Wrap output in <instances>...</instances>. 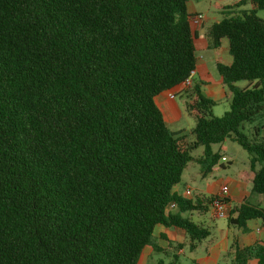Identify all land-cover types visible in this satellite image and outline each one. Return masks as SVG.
<instances>
[{
	"label": "trees",
	"instance_id": "1",
	"mask_svg": "<svg viewBox=\"0 0 264 264\" xmlns=\"http://www.w3.org/2000/svg\"><path fill=\"white\" fill-rule=\"evenodd\" d=\"M188 2L0 0V264H138L158 225L193 249L209 231L180 214L207 213L212 197L172 188L192 161L205 177L228 139L247 153L251 194L264 196L261 128L241 132L264 116V0H237L226 9H249L207 30L215 57L232 58L216 62L229 109L214 117L198 85L184 90L194 122L184 135L154 99L195 67ZM229 215L244 227L264 221V206ZM253 260L264 264V243L232 254Z\"/></svg>",
	"mask_w": 264,
	"mask_h": 264
},
{
	"label": "crops",
	"instance_id": "2",
	"mask_svg": "<svg viewBox=\"0 0 264 264\" xmlns=\"http://www.w3.org/2000/svg\"><path fill=\"white\" fill-rule=\"evenodd\" d=\"M236 1L237 0H189L188 2V11L192 17L196 15L203 16V20L199 25H190L196 58L194 67L195 74L192 78V86L198 85L201 90V95L207 99L215 101L217 104L226 98L221 78L217 72L216 62L228 66L231 64L232 58L226 48L220 49L218 57H215L214 51L209 47L210 45L207 38V30L213 24L219 23L223 18L239 16L242 12L249 9L248 6L238 8L235 7L231 10L226 9V7ZM237 85L241 88L246 86V84L243 86H240L239 84ZM187 93L188 92L184 91V89L178 85L168 91L160 93L154 99L155 105L161 112L165 124L173 133L188 135L185 133L182 124L183 118L185 120L182 108L186 110ZM171 94L174 96L173 98L169 97ZM261 123L262 122L260 120L256 119L251 125H243L241 132L248 136L250 130L258 124L262 129H264V126L261 125ZM187 126V129L190 132L194 123H189ZM227 141L233 142V140L229 139L224 141L222 144H219L218 150L220 158L222 156L226 157L228 161L227 164H222L219 158L218 163L212 167L211 171L205 177H202L199 165L196 162H194L196 163V166L191 168L188 175H186L185 173H187L188 167L192 162L188 163L182 173L181 181L172 188V192L181 198H188L194 201L196 198L212 197L218 193L219 188L222 185H226L229 189L227 198V207L229 211L231 208L237 207L244 202L264 206V196L252 195L250 192L251 180L254 177L248 169V158H246L243 169L238 173L236 179H225L224 181H219L217 185L214 186L206 183V181L209 180V177L221 171L225 165H230L232 163V160H230L227 155ZM200 156L201 155L198 157ZM186 189L191 190V197H186L184 195ZM169 212L175 214L177 213V208L174 207L169 209ZM208 212L211 214L209 218L211 223L214 222L213 220L219 219L214 217L210 208ZM185 214H190V216L196 215L197 222L195 224L202 225L209 231V228L205 225V221H202L206 213L193 212ZM233 218H235V215L230 216L229 213L227 218H223L228 220V226L225 231H220L219 237L211 234L209 231V236L207 238H210L209 243H211V248L209 255L203 260L204 264H216V257H210V255H225L224 257L229 260V264H232V254L236 248H248L258 243H264V233L256 234L253 231L254 227L260 223L259 221H247L244 227H237L236 225H232L230 222V219ZM177 242H180L178 244H182V242L185 244L186 242V235L182 230L177 228L168 229L161 225L156 226L153 232L152 244L151 246L143 248L144 250L149 247L147 250H142L138 264H140L142 255H151L148 261L150 259L153 260L154 256L157 257L160 251L165 252L164 250L166 248H171V246H174ZM153 247H156L157 251H155ZM183 248L184 247L182 246L178 253L172 254L175 264L178 262V256L182 253ZM148 261H143L142 264H148ZM158 262H160V264H164L160 259L152 261V264H158ZM251 264H255V261L253 260Z\"/></svg>",
	"mask_w": 264,
	"mask_h": 264
},
{
	"label": "rangeland",
	"instance_id": "3",
	"mask_svg": "<svg viewBox=\"0 0 264 264\" xmlns=\"http://www.w3.org/2000/svg\"><path fill=\"white\" fill-rule=\"evenodd\" d=\"M261 19L264 20V11H261L257 14ZM246 84V82H241L239 83L240 86H243ZM228 102L227 100H222L220 101L215 107L211 109V115L214 117H221L225 112H228ZM183 115L185 117V120L183 118L182 124L184 127L185 133L189 134V130L187 129V124L192 123L193 119L188 115L187 111L182 108ZM258 120H260L262 123L261 125L264 126V116L263 117H257ZM194 123V122H193ZM257 127H260L259 124L256 125ZM261 128V127H260ZM262 129V128H261ZM251 131V130H250ZM261 134L264 137V129H262ZM249 135V134H248ZM228 142V149H227V155L230 160H232V163L230 165H225V167L213 174L211 177H209V180L206 181L211 186L217 185L219 181H224L225 179H236L238 173L243 169V166L245 164L247 153L242 150L236 143L233 142ZM213 150L218 152L219 150V145H215L212 147ZM202 148H197L195 151H193L190 155L193 158H197L199 155L202 153ZM195 161H192V163L188 167L186 175H188L189 170L191 168L196 166ZM193 213V212H191ZM211 214L207 212L202 221H205L206 227L209 228V231L211 234H214L215 236L219 237L220 231H225L227 226H228V220L227 219H216L213 220L214 222L211 223L209 221ZM181 218L183 219H190L192 223L197 222V217L196 215L190 216V214H181ZM181 242V241H180ZM180 242H177L174 246H171V248H166L163 251H160V253L156 256H154L153 260H149V257L151 255H142L140 259V264H142L143 261H148V264H152V261L154 260H162L164 264H175V260L173 258L172 254L178 253L179 249L183 246V251L181 254L178 256V262L176 264H204V259L209 255L210 253V248H211V243L210 238H206L202 240L200 243H196L193 249H190V242L188 237L186 236V242L185 244L182 242V244H178ZM149 248V247H147ZM144 249V250H147ZM143 250V251H144ZM156 254V253H155ZM225 255H220V256H215V255H210V257H216V264H229V260L224 257ZM155 264V263H154Z\"/></svg>",
	"mask_w": 264,
	"mask_h": 264
},
{
	"label": "built area",
	"instance_id": "4",
	"mask_svg": "<svg viewBox=\"0 0 264 264\" xmlns=\"http://www.w3.org/2000/svg\"><path fill=\"white\" fill-rule=\"evenodd\" d=\"M203 20V16L202 15H196L193 16L189 19V24L193 25V26H197L201 23V21ZM195 74V70L193 69L192 71L190 70L189 76L182 82L180 83V86L184 89H191L192 88V78ZM170 98H173L174 96L171 94L169 95ZM220 162L222 164H227V159L226 157L222 156L220 158ZM228 194H229V189L226 185H222L219 188V191L216 195L212 196L211 202H210V209L214 215V217L219 218V219H223V218H227L228 216V207H227V203L225 201H227L228 198ZM184 195L186 197H191L192 193L190 189H186L184 192ZM176 207L175 204H171L169 206V209H172ZM260 223L258 225H256L253 229V231L256 234H261L264 233V221H259Z\"/></svg>",
	"mask_w": 264,
	"mask_h": 264
}]
</instances>
